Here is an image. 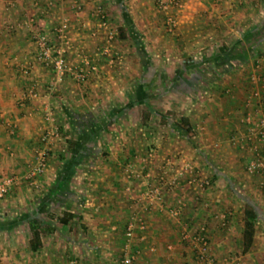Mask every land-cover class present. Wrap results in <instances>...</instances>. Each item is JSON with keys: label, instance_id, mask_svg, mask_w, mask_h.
I'll list each match as a JSON object with an SVG mask.
<instances>
[{"label": "crops", "instance_id": "0c3cea01", "mask_svg": "<svg viewBox=\"0 0 264 264\" xmlns=\"http://www.w3.org/2000/svg\"><path fill=\"white\" fill-rule=\"evenodd\" d=\"M82 1L78 14L70 1L0 0V180L23 177L35 162L46 109L64 132L39 188L23 180L0 200V264H120L135 217L148 229L132 239L134 264H201L195 236L203 226L218 263L264 264V216L246 254L242 243L246 198L264 213V197L249 195L257 184L242 176L254 157V124L247 117L254 123L264 117L250 80L264 46V34L256 36L264 29V0H179L165 7L167 0ZM100 5L113 27H129L126 38L112 41L111 54L103 52L108 35L95 15ZM170 13L177 18L173 33L165 20ZM65 17L71 20L70 62L79 67L89 59L98 67L85 83L71 74L55 83L54 71L37 58V37L48 35L59 45L54 29ZM149 72L163 85L172 77L184 88L154 93L145 79ZM32 87L37 98L28 96ZM157 101L179 119L188 116L194 136L158 111ZM146 109L155 114L149 121ZM67 138L80 139L75 152ZM189 162L194 176L212 174L206 190L185 174L177 187L164 190L161 203L150 205L145 193L156 179ZM179 200L185 209L175 217L170 211ZM65 212L77 216L63 224ZM222 212L229 213L228 227ZM36 217L56 227L39 250L30 245L29 221Z\"/></svg>", "mask_w": 264, "mask_h": 264}, {"label": "built area", "instance_id": "2783aa9c", "mask_svg": "<svg viewBox=\"0 0 264 264\" xmlns=\"http://www.w3.org/2000/svg\"><path fill=\"white\" fill-rule=\"evenodd\" d=\"M56 1L58 0H48L50 5H54ZM61 1H70L73 9L78 14L83 10L84 3L82 0ZM168 1L178 2L179 0ZM15 2L16 0H8V4L10 5H14ZM95 15L98 18L99 28L101 30H105L108 35V45L104 48L103 52L105 54H111V43L119 36V31L117 28L113 27L107 12L101 5L97 7ZM70 22V18L65 17L54 29L60 43L59 45L53 44L48 35L40 34L37 37V58L54 71L55 83L63 82L68 74L73 75L78 81L85 83L88 80L90 73L98 70L97 65L92 64L89 59L85 61V65H81L79 67L70 62L69 53L73 50L72 40L70 37ZM168 25L170 30H173V28L177 26V18L174 15L168 17ZM260 61L257 65V70L254 71L251 76L252 83L258 86L252 93V98H258L261 105L264 107V70L260 67ZM24 73L28 74L29 69H24ZM28 96L32 98H37L39 96L36 87H32L30 89ZM44 118L45 126L42 130L40 146L36 149L35 162L29 167L23 177L12 175L0 180V200L6 198L9 193L23 180L27 181L31 187L39 188V179L47 170L51 148L55 142L62 137L61 127L57 123L52 109H46ZM247 121L254 124L251 129V136L255 139V143L253 145L254 157L249 161L247 170L251 174H255L264 171V117L254 123L253 118L249 115L247 117ZM186 173L190 174V182L192 180V182L198 184L200 188L205 189L210 185L209 180L195 178V167L191 164H187L184 169L177 171L176 173H171V175L170 172L168 173L167 169L156 179V183L145 193V198L148 200V203L150 205L161 203L164 197V190L167 187H177L180 184L181 177ZM184 209L185 203L183 200H179L178 203L171 209L170 213L171 215L178 217L182 214ZM221 220L222 226L228 227L229 213H222ZM138 229L142 232L148 229V223L144 218L135 217L129 221L126 228V236L128 239L127 244L125 245L126 253L121 259L120 264L135 263L136 254L132 251V239ZM195 242L197 245L196 255L201 264H220L211 254L210 240L205 226L201 227L200 231L195 236Z\"/></svg>", "mask_w": 264, "mask_h": 264}, {"label": "trees", "instance_id": "16d2710c", "mask_svg": "<svg viewBox=\"0 0 264 264\" xmlns=\"http://www.w3.org/2000/svg\"><path fill=\"white\" fill-rule=\"evenodd\" d=\"M120 6L124 7V3L120 2ZM126 22L128 24L131 23V19L129 13L126 12ZM128 26V25H127ZM127 26L119 27L120 36L122 38H126L128 36V28ZM231 47H225V51L232 52ZM152 112L144 113V120L149 121L151 118ZM162 123L170 124V122L166 119L164 115H162L161 119ZM73 125L76 126L75 123ZM80 128L78 130H82V124L79 123ZM85 127V124L83 125ZM175 127L182 131V133L188 138H192L194 136V129L191 125L190 119L188 116H182L175 122ZM68 142V150L71 152H75L78 149L80 144V139L67 138ZM245 217H244V229H243V253H248L253 247L256 240L257 233V225L258 222L263 218L264 213L261 210L260 205L257 201L252 198H246L245 204ZM77 215L74 213L65 212L62 217H60V222L63 224H68L71 219L75 218ZM29 226L31 230V239L30 245L33 250H39L43 246V236L47 233H51L56 231V227L52 225H48L44 223V221L40 217H36L29 221Z\"/></svg>", "mask_w": 264, "mask_h": 264}, {"label": "rangeland", "instance_id": "374dc122", "mask_svg": "<svg viewBox=\"0 0 264 264\" xmlns=\"http://www.w3.org/2000/svg\"><path fill=\"white\" fill-rule=\"evenodd\" d=\"M169 1L167 0V1H163V2H161L162 4H163V7H165L166 6V4L168 3ZM7 3H8V0H7ZM16 3V2H15ZM10 5V4H9ZM171 15H174L175 17H176V15L174 14V13H170L167 17H166V26H167V28H168V30L171 32V33H173L174 31H175V28L176 27H174L173 28V30H170V27H169V25H168V17L169 16H171ZM119 27H121V26H118V27H116L117 29H118V31H119ZM261 34H257L256 36L259 38L260 37V35H262V34H264V29H263V31H261L260 32ZM119 35H120V32H119ZM247 47L249 46V45H246ZM258 51H260L262 54L261 55H259L260 57H259V59L261 60H259L260 61V67L262 68V70H264V59H263V57H264V46L261 48V50L259 49ZM259 64V62H257L256 64H253L252 65V68H251V70L252 69H255V71L257 70V65ZM163 64H161V66H162ZM211 66V65H210ZM210 66H208V67H210ZM252 76V75H251ZM169 78H171L172 80H173V78L172 77H169ZM145 79L147 80V81H150V82H152V85H153V89H154V93H159V94H161L162 93V91H164L163 93H165V91H167V89H175V90H182L183 88H184V85H182V82H176V84H173V82H171L172 80H167V82L163 85V83L161 82L162 81V77L160 78V75H158V73L157 74H155V76L154 77H152V75H151V73L149 72L148 73V75L147 76H145ZM151 80H153V81H151ZM250 80H251V77H250ZM251 82H252V80H251ZM254 86H255V84H254ZM157 104H156V107L158 108V111H160L162 114H164L165 116H167L168 117V119H179V116H178V113H177V111H174V110H170V109H168L167 107H166V105H165V103L164 102H161V101H157L156 102ZM159 105V106H158ZM53 111V110H52ZM148 110L146 109L144 112H147ZM153 115H155V114H153ZM160 117V116H159ZM161 118V117H160ZM59 126L61 127V131L63 132V128H62V124H59ZM64 133V132H63ZM39 147V146H38ZM187 164H191V165H193L194 167H195V169H196V166H195V163L194 162H189V163H187ZM243 167H244V169H243V172H242V176L244 177L245 176V178H249L250 180H252L253 181V183L254 184H257V186L258 187H255L254 188V190L252 191V192H249V195H252V196H255V194H258V195H262L263 197H264V171H262V172H259V173H255V174H253V175H251V173L249 174L247 171V169L245 168V163H244V165H243ZM186 174H188L189 175V173H186ZM197 174V173H196ZM15 176H21V175H18V174H14ZM197 176V177H196ZM195 176V178H197V179H204V180H209L210 182L212 181V174H207V176H202V175H200L199 173L197 174ZM183 177V176H182ZM182 177H181V179H182ZM182 181V180H181ZM263 183V184H262ZM240 190H242L243 191V193H247L248 192V189L246 188V187H240L239 188ZM206 190V189H205ZM225 209V208H224ZM223 213V212H222ZM263 235V234H262ZM263 240V239H262ZM232 256H235V257H238V256H240V253L239 252H232L231 253V256L230 257H232ZM243 262V261H242ZM242 264H249V263H247V262H245V263H242Z\"/></svg>", "mask_w": 264, "mask_h": 264}]
</instances>
